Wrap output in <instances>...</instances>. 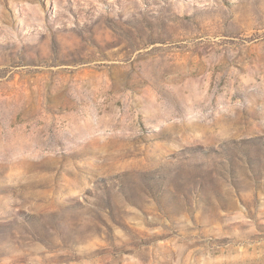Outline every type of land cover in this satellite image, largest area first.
Instances as JSON below:
<instances>
[{
	"label": "rangeland",
	"instance_id": "obj_1",
	"mask_svg": "<svg viewBox=\"0 0 264 264\" xmlns=\"http://www.w3.org/2000/svg\"><path fill=\"white\" fill-rule=\"evenodd\" d=\"M0 264H264V0H0Z\"/></svg>",
	"mask_w": 264,
	"mask_h": 264
}]
</instances>
